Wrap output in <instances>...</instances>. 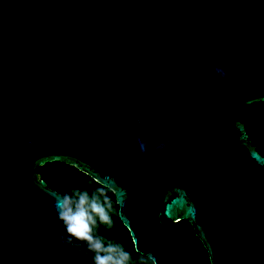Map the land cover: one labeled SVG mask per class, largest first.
Instances as JSON below:
<instances>
[{"label": "water", "instance_id": "1", "mask_svg": "<svg viewBox=\"0 0 264 264\" xmlns=\"http://www.w3.org/2000/svg\"><path fill=\"white\" fill-rule=\"evenodd\" d=\"M256 102L264 0H0V264H78L53 162L114 193L153 264L182 220L210 264H264V152L235 116Z\"/></svg>", "mask_w": 264, "mask_h": 264}, {"label": "trees", "instance_id": "2", "mask_svg": "<svg viewBox=\"0 0 264 264\" xmlns=\"http://www.w3.org/2000/svg\"><path fill=\"white\" fill-rule=\"evenodd\" d=\"M259 111L261 116L252 115ZM238 120L245 122L247 132L258 149L264 152V102H256L250 105H241L235 111ZM38 174L51 188L63 195H70L74 190L87 191L90 194L103 188L104 194L112 204L110 214L112 224L97 223L93 234L102 239L105 244L114 243L123 247L130 254L129 264H153L146 256L135 249L129 230L123 225L119 217V206L114 193L96 182L87 174L61 162L48 163L39 166ZM101 200L104 195H101ZM166 226L170 233V239L177 252L178 264H210L208 252L197 238L194 227L182 220L179 222L168 221ZM74 252L78 264H95V253L89 249L86 243L75 241Z\"/></svg>", "mask_w": 264, "mask_h": 264}, {"label": "clouds", "instance_id": "3", "mask_svg": "<svg viewBox=\"0 0 264 264\" xmlns=\"http://www.w3.org/2000/svg\"><path fill=\"white\" fill-rule=\"evenodd\" d=\"M232 63L224 66L212 65V73L219 80H226L230 73L236 71ZM208 72L204 73L207 79ZM31 143V142H29ZM101 195L104 199L101 200ZM58 220L64 225L65 231L57 234L59 243L63 246L75 247V241L86 243L95 253V264H129V252L114 243H107L93 234L94 226L100 224L111 225L110 210L112 204L104 194L103 188L97 192L74 190L70 195L60 197L56 203Z\"/></svg>", "mask_w": 264, "mask_h": 264}]
</instances>
